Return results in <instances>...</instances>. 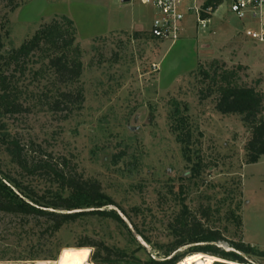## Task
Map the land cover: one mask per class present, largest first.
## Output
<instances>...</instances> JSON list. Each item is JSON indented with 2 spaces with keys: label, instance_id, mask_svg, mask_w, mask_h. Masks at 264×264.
<instances>
[{
  "label": "rangeland",
  "instance_id": "374dc122",
  "mask_svg": "<svg viewBox=\"0 0 264 264\" xmlns=\"http://www.w3.org/2000/svg\"><path fill=\"white\" fill-rule=\"evenodd\" d=\"M62 17L73 21L82 51L76 87L84 92L83 110L62 121L61 114L37 109L8 120V133L22 145L41 146L53 164L66 161L84 178L97 180L116 204L107 209L116 211L125 226L97 218L66 226L57 238V260L65 248L78 249L86 241L124 250L127 260L137 264L169 260L156 247L171 240L166 225L185 206L198 217L210 209L209 221L202 223L221 230L225 238L216 247L236 253L242 264H264V258L230 246L242 241L264 252V157L247 164L244 148L251 131L241 116L216 110V95L207 97L209 80L198 74L217 61L220 67L238 69L241 83L264 93V43L246 38L247 23L223 11L208 30L196 32L190 22L181 40L171 45L150 37L154 12L138 0H0L5 51L18 49L39 28ZM31 80L27 73L20 85ZM53 80L48 74L32 82L29 91L42 95ZM174 121L192 134L191 163L183 158ZM0 168L18 175L5 153ZM23 181L39 192L50 186L39 175ZM19 224L0 214V249L21 244L17 250L27 253L30 243L38 242L15 232ZM194 246L181 248L179 255H209L189 252ZM88 249V264H96V250Z\"/></svg>",
  "mask_w": 264,
  "mask_h": 264
},
{
  "label": "trees",
  "instance_id": "16d2710c",
  "mask_svg": "<svg viewBox=\"0 0 264 264\" xmlns=\"http://www.w3.org/2000/svg\"><path fill=\"white\" fill-rule=\"evenodd\" d=\"M4 20L1 19L0 23V156L5 153L10 158L11 164L18 169V175L4 173L0 168V214L19 221L15 232L18 230L29 237L35 236L38 242L30 243L31 248L27 253L24 249L17 250L21 244H17L14 250L9 247L0 249V263L43 259L56 261L60 253L57 238L66 226L86 218L110 220L123 225L124 222L116 211L107 209L116 204L103 192L97 180L84 178L66 161L53 164L49 161L50 155H46L41 146L34 143L22 145L17 137L8 133V120L37 109L54 115L61 114L62 121L69 120L74 112L83 110L84 92L76 87L82 76V51L76 44L77 31L73 21L67 17L55 19L39 28L18 49L5 51L1 34V29L5 27ZM27 73L32 78L30 85H20ZM48 74L54 80L42 95L29 91V86ZM198 74L209 80L207 97L216 95L215 108L219 113L241 116L242 123L251 131L244 148L246 162L249 165L258 163L264 157L263 91L241 83L238 69L220 67L217 61L199 69ZM183 125L178 121L173 127L171 123L182 145L183 158L191 163L192 134ZM35 154L38 157H34ZM38 175L50 182V186L42 192L25 185L23 181L24 176ZM199 215L191 213L185 206L181 208L166 225L171 240L156 247L158 255L169 260L159 263L151 261L149 264H178L187 254L179 255L178 251L193 245L197 246L189 252L209 254L226 262L244 263L236 253L215 246L218 242H224L225 238L221 230L202 223V220L205 223L209 221L210 209L201 210ZM138 234L150 244L143 233ZM44 238L48 239V243L40 244ZM45 246L50 247L48 251L44 250ZM230 246L247 256L264 258L263 251L242 241L232 242ZM78 247L94 248L96 252L92 260L96 264H137L135 260H127L124 250L104 243L86 241Z\"/></svg>",
  "mask_w": 264,
  "mask_h": 264
},
{
  "label": "built area",
  "instance_id": "2783aa9c",
  "mask_svg": "<svg viewBox=\"0 0 264 264\" xmlns=\"http://www.w3.org/2000/svg\"><path fill=\"white\" fill-rule=\"evenodd\" d=\"M138 1L143 6L152 8L154 18L149 35L159 43L176 44L184 36L190 22L196 32L210 29L214 19L222 11L247 23L244 30L246 38L264 43V0Z\"/></svg>",
  "mask_w": 264,
  "mask_h": 264
},
{
  "label": "bare ground",
  "instance_id": "6f19581e",
  "mask_svg": "<svg viewBox=\"0 0 264 264\" xmlns=\"http://www.w3.org/2000/svg\"><path fill=\"white\" fill-rule=\"evenodd\" d=\"M87 251L88 255L85 258L82 253ZM91 252L88 248H65L56 264H88V259L90 257ZM217 262L227 263V264H242L238 262H226L222 259H219L214 256L204 255V254H195L185 258L179 264H215ZM5 264V263H0Z\"/></svg>",
  "mask_w": 264,
  "mask_h": 264
},
{
  "label": "snow or ice",
  "instance_id": "6c2138e0",
  "mask_svg": "<svg viewBox=\"0 0 264 264\" xmlns=\"http://www.w3.org/2000/svg\"><path fill=\"white\" fill-rule=\"evenodd\" d=\"M82 255L86 258L87 257V255H88V252L87 251H85V252H83L82 253Z\"/></svg>",
  "mask_w": 264,
  "mask_h": 264
},
{
  "label": "water",
  "instance_id": "95a60500",
  "mask_svg": "<svg viewBox=\"0 0 264 264\" xmlns=\"http://www.w3.org/2000/svg\"><path fill=\"white\" fill-rule=\"evenodd\" d=\"M130 0H122V3H128Z\"/></svg>",
  "mask_w": 264,
  "mask_h": 264
},
{
  "label": "crops",
  "instance_id": "0c3cea01",
  "mask_svg": "<svg viewBox=\"0 0 264 264\" xmlns=\"http://www.w3.org/2000/svg\"><path fill=\"white\" fill-rule=\"evenodd\" d=\"M131 29H134L135 30V28H133V27H131Z\"/></svg>",
  "mask_w": 264,
  "mask_h": 264
},
{
  "label": "clouds",
  "instance_id": "9594fccd",
  "mask_svg": "<svg viewBox=\"0 0 264 264\" xmlns=\"http://www.w3.org/2000/svg\"><path fill=\"white\" fill-rule=\"evenodd\" d=\"M91 251V250H90Z\"/></svg>",
  "mask_w": 264,
  "mask_h": 264
}]
</instances>
